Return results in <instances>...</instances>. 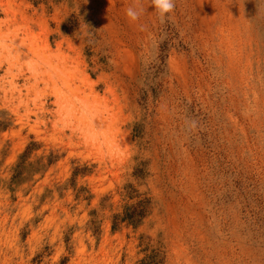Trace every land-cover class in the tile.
<instances>
[{
	"label": "rangeland",
	"instance_id": "rangeland-1",
	"mask_svg": "<svg viewBox=\"0 0 264 264\" xmlns=\"http://www.w3.org/2000/svg\"><path fill=\"white\" fill-rule=\"evenodd\" d=\"M0 111V264H264V0H0Z\"/></svg>",
	"mask_w": 264,
	"mask_h": 264
},
{
	"label": "trees",
	"instance_id": "trees-1",
	"mask_svg": "<svg viewBox=\"0 0 264 264\" xmlns=\"http://www.w3.org/2000/svg\"><path fill=\"white\" fill-rule=\"evenodd\" d=\"M3 115L4 111H0V130H4L8 125L6 118H4ZM28 148L29 145L25 147L24 152L20 156H23ZM145 164V161H139L136 165V172H141L144 169ZM18 165L22 166V164ZM136 172H134V174L138 175ZM19 173L20 170H17L18 175ZM119 194L124 200V203L122 204L121 210L119 212H115L111 215V227L116 228L121 222L130 224L133 227L137 226L151 211L153 203L151 197L144 196L141 193L136 192V189H134L131 184L124 185ZM141 263L154 264L152 254H145Z\"/></svg>",
	"mask_w": 264,
	"mask_h": 264
},
{
	"label": "clouds",
	"instance_id": "clouds-1",
	"mask_svg": "<svg viewBox=\"0 0 264 264\" xmlns=\"http://www.w3.org/2000/svg\"><path fill=\"white\" fill-rule=\"evenodd\" d=\"M148 4L152 6V10L156 13L157 19L163 23L166 18H169L173 9L175 0H148ZM143 9L136 7H127L124 9V16L129 22H136L141 15ZM186 127L191 130L196 127V121H186Z\"/></svg>",
	"mask_w": 264,
	"mask_h": 264
}]
</instances>
